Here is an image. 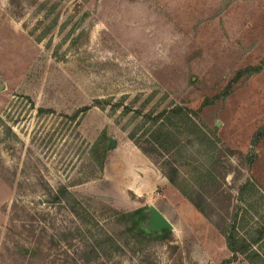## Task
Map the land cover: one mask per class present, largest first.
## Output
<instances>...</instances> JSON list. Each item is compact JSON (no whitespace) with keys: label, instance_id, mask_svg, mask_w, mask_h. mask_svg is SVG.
<instances>
[{"label":"rangeland","instance_id":"obj_1","mask_svg":"<svg viewBox=\"0 0 264 264\" xmlns=\"http://www.w3.org/2000/svg\"><path fill=\"white\" fill-rule=\"evenodd\" d=\"M263 126L264 0H0V264H221L236 211L264 229ZM151 206L167 237L122 233Z\"/></svg>","mask_w":264,"mask_h":264},{"label":"trees","instance_id":"obj_2","mask_svg":"<svg viewBox=\"0 0 264 264\" xmlns=\"http://www.w3.org/2000/svg\"><path fill=\"white\" fill-rule=\"evenodd\" d=\"M179 109L182 110L181 107ZM103 138L104 137H102L101 139ZM263 138L264 126L256 132L253 138V144H258ZM160 143H162V141ZM137 144L144 152L148 153V150L145 147H143L139 143ZM100 150L102 153H100L99 156L101 157V165H103L106 160L107 148L102 145V147H100ZM163 172L169 178L172 184L180 186V171L178 165L174 161L170 160L167 164V168ZM252 184L254 183L248 181L244 184L243 188H255ZM184 193L201 213L206 216H212V207L203 193L199 191H197L196 193L184 191ZM70 198L72 200H76L74 194L65 185L60 186L57 190V193L54 194V201L59 202L70 200ZM122 218L125 223V229L123 232H121L124 234L130 233L138 237L147 235L148 237L151 236L159 239L167 237V235H169L171 232L170 228L162 229V231L160 232L156 230H151L150 232L147 231L145 223L150 218V216L148 211H146L144 208H138L136 210L123 213ZM240 220L241 218L239 216V211H236V213L233 214L232 219L228 223H226L225 225L221 224V230L226 238L227 246L233 253L231 257L226 258L221 264H229L230 262H232V260L237 258L239 254L245 256L251 264H264V229L258 228L257 235L248 237L247 234H243L242 232H240Z\"/></svg>","mask_w":264,"mask_h":264},{"label":"water","instance_id":"obj_3","mask_svg":"<svg viewBox=\"0 0 264 264\" xmlns=\"http://www.w3.org/2000/svg\"><path fill=\"white\" fill-rule=\"evenodd\" d=\"M117 141L113 138L110 139V145L116 146ZM151 213H150V222L152 227L156 230L165 229V228H172L173 224L170 220L156 207L151 206Z\"/></svg>","mask_w":264,"mask_h":264}]
</instances>
